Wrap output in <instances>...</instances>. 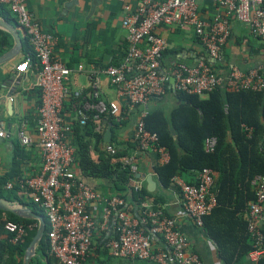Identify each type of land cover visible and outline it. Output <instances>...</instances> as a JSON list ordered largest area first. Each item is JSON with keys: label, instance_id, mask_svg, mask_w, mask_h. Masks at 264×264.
Wrapping results in <instances>:
<instances>
[{"label": "built area", "instance_id": "2783aa9c", "mask_svg": "<svg viewBox=\"0 0 264 264\" xmlns=\"http://www.w3.org/2000/svg\"><path fill=\"white\" fill-rule=\"evenodd\" d=\"M220 10L210 22H203L197 12L195 0H139L135 11L124 15L121 28L125 31L126 50L118 65L108 66L103 74L114 88L116 97L129 106L139 108L133 128L134 149L122 159L130 174L137 172L135 157L153 153L158 164L168 160L166 150L158 145L155 134L144 127L147 104L162 98L167 89L186 95L207 96L217 88L232 92L264 91V64L242 71L232 64L220 74L217 65L222 62L223 48L230 33V23L243 24L258 40L264 42V0H211ZM15 25L19 27L30 48L31 57L14 66L18 74L30 65L37 68L35 87L38 104L33 131L40 167L28 177H17L2 185L5 191H15L23 202L33 204L41 211L45 223L48 254L56 264H94L93 237L99 234L106 255L113 259L155 264H202L189 249V243L179 232L175 221L166 217L162 209L150 204L135 208L140 219L130 212V205L122 198L103 196L86 185L74 172L75 148L69 140L71 126L62 117L63 102L71 97L74 120L85 126L88 112L95 134L102 135L101 116L119 117V107L113 102H90L81 91H72L68 81L70 70L53 53L57 38L43 31L26 8V0H0ZM160 26L189 29L204 49L209 64L203 60L193 65L177 62L161 69L160 61L167 48L165 40L156 33ZM33 60V61H32ZM211 64H214L212 66ZM89 97L96 98L98 79L91 71ZM172 78V84L169 79ZM246 136L251 129L241 125ZM18 144L29 147L30 136L21 127L16 132ZM7 137L0 127V138ZM205 152H212L214 137L202 142ZM100 150L114 156L116 147L103 143ZM264 156V140L259 144ZM196 183L188 184L177 177L171 184L180 196V207L185 217L202 228V220L216 205L214 174L208 168L196 175ZM132 190H140V182L130 178ZM254 199L247 203L243 218L251 250L247 258L254 262L264 252V174L250 182ZM95 213L92 215V211ZM114 217L112 230L109 229ZM34 224L5 221L3 229L11 235L12 244L21 240ZM146 227V231L143 229ZM159 241L162 246L154 247Z\"/></svg>", "mask_w": 264, "mask_h": 264}, {"label": "crops", "instance_id": "0c3cea01", "mask_svg": "<svg viewBox=\"0 0 264 264\" xmlns=\"http://www.w3.org/2000/svg\"><path fill=\"white\" fill-rule=\"evenodd\" d=\"M195 2L198 15L205 23L210 22L213 16L220 12L211 0H195ZM138 3L139 0H26V8L40 28L54 34L57 38L53 53L70 70L69 88L72 91H81L84 98H88L90 102L96 100L117 104L120 114L115 120L116 124L112 127L106 119H103V132L109 123L110 142L117 149L127 148L131 149L130 152L134 149L133 128L139 108L131 107L125 101L118 99L114 88L102 72L108 66L118 65L123 59L126 50L125 31L120 23L124 15L136 10ZM8 23L16 29L21 48L15 56L0 65V127L7 135L0 138V189H2L3 180L6 182L17 177H28L36 173L40 167L33 131L38 104V92L35 87L37 68L30 65L25 73L18 74L14 71V66L22 60V50L25 47L27 49V44L23 31L12 19ZM0 33L6 32L0 30ZM156 33L167 44L160 61L161 69H166L177 62L193 65L207 59L204 49L191 30L160 26L156 29ZM5 43L0 46V55L12 47L13 40L8 34L5 37ZM220 63L216 66L220 74L226 71V66L229 64L242 71L264 64V42L253 37L243 24L231 22L229 37L223 48ZM91 71L98 79L96 98L89 97L94 92L91 88ZM199 98L206 99V96ZM71 101L72 98L69 97L63 102L62 117L72 130L75 120ZM168 104L169 108L166 111ZM175 105V94L170 90L162 98L151 100L147 108L148 110L159 109L167 115ZM21 127L32 140L29 147H21L18 144L16 132ZM68 137L72 142L71 134ZM85 140L90 157L95 160L97 152L94 150L93 139ZM135 162L137 167L135 174L139 175L140 189L144 188L152 193V196L145 199L142 204L151 205L153 199H158L155 207L162 209L166 217L175 221L177 229L188 241L190 251L199 257L201 263L221 264L214 242L183 215L179 202L180 196L173 184L170 183L165 188L159 185L153 171L158 164L156 155L153 153L136 155ZM74 172L80 180L101 195L115 194L106 180L82 177L76 165ZM196 175L183 174L177 178L193 183ZM148 176L154 182L152 191L146 189ZM96 210L98 209L91 210L92 215ZM130 212L135 219H140L134 206L130 205ZM113 223L112 216L109 223L110 230L113 228ZM99 237V234L93 237L94 250L91 259L94 264H155L110 258L106 255ZM161 246L159 241L154 245L156 249ZM41 261L45 263L46 259L42 258ZM234 264H252V261L243 257Z\"/></svg>", "mask_w": 264, "mask_h": 264}, {"label": "trees", "instance_id": "16d2710c", "mask_svg": "<svg viewBox=\"0 0 264 264\" xmlns=\"http://www.w3.org/2000/svg\"><path fill=\"white\" fill-rule=\"evenodd\" d=\"M0 17L4 21H11L6 9L1 5ZM6 36V33H0V46L6 44ZM27 57H31L28 45L27 49L25 47L22 50V60ZM203 61L209 64L207 59ZM174 94L176 105L167 115L159 109H151L143 119L145 129L156 135L158 145L163 147L168 155L167 162L157 164L153 171L159 185L165 188L174 177L197 174L203 168L212 170L216 205L203 218L201 230L216 245L217 257L221 264H234L240 258L247 257L251 250L243 214L247 203L254 199L250 182L254 177L264 174V156L259 152V144L264 140V91L232 92L220 87L209 93L206 99L177 92ZM73 101L72 99L71 102ZM93 114L87 113L88 121L85 126H79L75 122L71 130V144L75 148V165L79 174L82 177L106 180L114 190L113 195L137 208L145 199L151 197L152 193L144 188L137 192L132 190L129 179L135 177V174H130L128 167L121 164L131 149L116 148L114 156H108L100 150L103 144L102 135L93 132ZM103 119L112 127L116 124L113 117L101 116V122ZM241 125L251 129L248 137ZM207 137L216 139L212 152L203 150L202 142ZM88 138L94 142V150L97 152L95 160L91 159L89 154L85 140ZM2 182L1 185L5 180ZM196 182L195 179L193 183H186ZM0 198L23 204L42 216L40 210L33 204L23 202L13 190L0 189ZM157 201L159 200L153 199V208ZM5 221L34 225L36 221L20 219L0 211V264H21L23 252L36 228L27 231L21 240L12 244V236L6 234L3 229ZM143 229L146 231L147 228ZM45 231L46 228L30 263L36 260L40 261V264H56L48 254ZM42 258L46 259L45 263L41 261ZM252 264H264V252Z\"/></svg>", "mask_w": 264, "mask_h": 264}, {"label": "water", "instance_id": "95a60500", "mask_svg": "<svg viewBox=\"0 0 264 264\" xmlns=\"http://www.w3.org/2000/svg\"><path fill=\"white\" fill-rule=\"evenodd\" d=\"M0 30L6 32L13 40L12 47L5 53L0 55V65L6 63L8 60L15 56L20 48L21 43L17 35V31L14 26L7 21L0 19ZM169 83L172 84V78L169 79ZM172 92L173 90L170 89ZM111 141V131L110 124L107 123L106 129L102 134V142L109 143ZM139 175L135 174V178L138 179ZM146 189L152 191L154 187V182L151 180L150 176L146 178ZM0 211L12 214L13 216L36 221V229L28 242L21 259V264H29L31 259L35 256V250L38 242L42 238L45 230L44 219L41 215L34 213L27 206L20 204L15 201H8L3 198H0Z\"/></svg>", "mask_w": 264, "mask_h": 264}, {"label": "rangeland", "instance_id": "374dc122", "mask_svg": "<svg viewBox=\"0 0 264 264\" xmlns=\"http://www.w3.org/2000/svg\"><path fill=\"white\" fill-rule=\"evenodd\" d=\"M168 108H169V104H168V106L166 107V111L168 110ZM147 110H148V108H147ZM166 111H165V112H166ZM114 134H115V131H114ZM30 264H40V261L33 260L32 263H30Z\"/></svg>", "mask_w": 264, "mask_h": 264}]
</instances>
